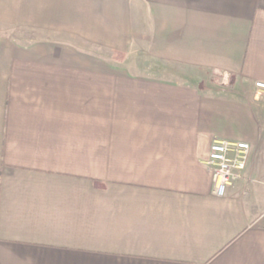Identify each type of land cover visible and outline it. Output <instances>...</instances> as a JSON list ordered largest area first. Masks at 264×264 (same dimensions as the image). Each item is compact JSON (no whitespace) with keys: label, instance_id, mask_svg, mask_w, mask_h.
Wrapping results in <instances>:
<instances>
[{"label":"crops","instance_id":"crops-1","mask_svg":"<svg viewBox=\"0 0 264 264\" xmlns=\"http://www.w3.org/2000/svg\"><path fill=\"white\" fill-rule=\"evenodd\" d=\"M6 27L38 36L0 33V264H264V0H0ZM214 140L250 145L221 197Z\"/></svg>","mask_w":264,"mask_h":264},{"label":"built area","instance_id":"built-area-1","mask_svg":"<svg viewBox=\"0 0 264 264\" xmlns=\"http://www.w3.org/2000/svg\"><path fill=\"white\" fill-rule=\"evenodd\" d=\"M220 78L221 85H226V80ZM253 88L264 98V81H254ZM249 151L250 145L244 141L214 140L210 144L204 165L211 175L215 196H223L228 185L244 178Z\"/></svg>","mask_w":264,"mask_h":264},{"label":"rangeland","instance_id":"rangeland-1","mask_svg":"<svg viewBox=\"0 0 264 264\" xmlns=\"http://www.w3.org/2000/svg\"><path fill=\"white\" fill-rule=\"evenodd\" d=\"M0 33L1 34H4V35H6V36H10V37H13V38H17L19 41H30L31 40V38L32 37H35V36H38V34H34V33H31V32H27V31H24V30H16V29H13V28H9V27H6V28H0ZM108 57H111L110 55H108ZM140 59H142V58H140ZM110 64L112 63V61L110 60V61H108ZM139 62V63H138ZM137 63L138 64H140V65H143V61L141 60V61H137ZM112 65V64H111ZM126 64L124 63V64H122V66H120V67H126L125 66ZM136 73H138V74H144V73H146V72H143V70L142 69H140V70H137V72ZM152 73H156V72H153L152 71ZM194 75H189L188 74V76L186 77V78H184V80H181V81H183V82H187L188 80L189 81H191L192 79H194ZM205 77V78H204ZM204 77H200L199 79H198V82L199 81H201V80H203V81H205L206 83H207V81H208V84L210 85V86H212V85H215L216 86V84H222V80H221V78L220 77H218L217 75H215V74H211L210 76H209V78H208V76L206 77V76H204ZM162 79H166V81L167 80H170L169 79V77H165V78H162ZM196 79V78H195ZM220 79V80H219ZM181 81H179V82H181ZM226 83L227 84H229L230 85V81L229 80H226ZM204 84H201L200 83V88L203 86ZM213 88V87H212ZM262 101L264 102V98H262ZM261 113V112H260ZM260 113H258V120H257V122H258V126H259V128H260V130H261V134H262V136H263V141H264V110H263V112L260 114Z\"/></svg>","mask_w":264,"mask_h":264}]
</instances>
